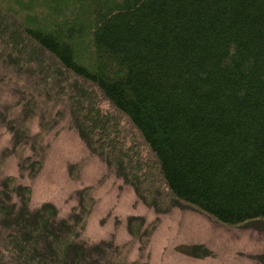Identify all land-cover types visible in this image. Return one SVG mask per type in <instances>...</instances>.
I'll return each mask as SVG.
<instances>
[{
	"label": "trees",
	"instance_id": "1",
	"mask_svg": "<svg viewBox=\"0 0 264 264\" xmlns=\"http://www.w3.org/2000/svg\"><path fill=\"white\" fill-rule=\"evenodd\" d=\"M0 62L30 78L21 115L3 119L14 146L0 157V264H146L129 263L130 244L81 242L93 188L60 219L52 204L31 209L30 186L1 179L28 145L21 177H37L56 121L33 137L29 127L59 102L91 154L157 213L264 223V0H0ZM143 224L129 222L133 238Z\"/></svg>",
	"mask_w": 264,
	"mask_h": 264
},
{
	"label": "rangeland",
	"instance_id": "2",
	"mask_svg": "<svg viewBox=\"0 0 264 264\" xmlns=\"http://www.w3.org/2000/svg\"><path fill=\"white\" fill-rule=\"evenodd\" d=\"M29 80L27 74L0 62V157L14 146V134L3 119L19 118L21 94L29 86ZM101 107L107 112L106 104ZM48 117L56 122L41 142L43 161L37 177L31 180L28 173L21 177L20 172L21 162L34 156L31 145L11 157L1 177L2 180L14 177L20 185L31 187L32 210L52 204L58 209L59 218L65 219L78 207L80 192L91 187L95 204L80 239L87 246L110 240L121 247L130 244L129 263L264 264L263 222L229 227L180 207L159 214L139 199L132 186L125 185L111 172L104 159L91 154L64 104L59 102L40 112L29 127L30 137L41 132ZM122 135L124 144L129 145L130 134ZM79 164L81 168L73 177L72 168ZM134 219L144 221L136 238L129 233V222ZM145 232L150 235L146 243L140 239ZM189 247H203L211 255L203 259L190 257L184 253Z\"/></svg>",
	"mask_w": 264,
	"mask_h": 264
}]
</instances>
